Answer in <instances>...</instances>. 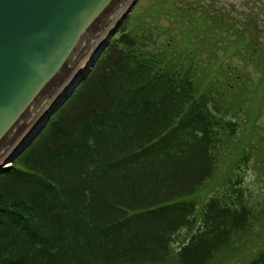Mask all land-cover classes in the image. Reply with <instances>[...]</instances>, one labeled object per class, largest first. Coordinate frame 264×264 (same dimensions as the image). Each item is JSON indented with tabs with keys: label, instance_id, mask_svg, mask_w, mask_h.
Returning a JSON list of instances; mask_svg holds the SVG:
<instances>
[{
	"label": "trees",
	"instance_id": "16d2710c",
	"mask_svg": "<svg viewBox=\"0 0 264 264\" xmlns=\"http://www.w3.org/2000/svg\"><path fill=\"white\" fill-rule=\"evenodd\" d=\"M146 14L0 172V264H264V207L242 187L252 159L264 167L260 29L222 23L234 39L181 48Z\"/></svg>",
	"mask_w": 264,
	"mask_h": 264
},
{
	"label": "water",
	"instance_id": "95a60500",
	"mask_svg": "<svg viewBox=\"0 0 264 264\" xmlns=\"http://www.w3.org/2000/svg\"><path fill=\"white\" fill-rule=\"evenodd\" d=\"M134 3L0 0V172L85 78Z\"/></svg>",
	"mask_w": 264,
	"mask_h": 264
},
{
	"label": "rangeland",
	"instance_id": "374dc122",
	"mask_svg": "<svg viewBox=\"0 0 264 264\" xmlns=\"http://www.w3.org/2000/svg\"><path fill=\"white\" fill-rule=\"evenodd\" d=\"M162 1H164V3L160 4ZM157 6L167 9L169 13L164 12L157 16ZM203 6L207 7V11L202 13L197 21L194 18L189 17L190 12L193 10L200 12V7ZM174 10L181 11L180 18L178 19L182 22L180 23V28L175 25V20L177 18L176 15L179 13H176ZM145 11H148V14L143 17L144 21L150 22L149 25L151 27L157 28V25L163 27L161 35L158 36V41H162L165 36L170 35L177 40V42L181 43L182 40L181 48L185 47L193 38L199 36V32L200 39L206 38V40L211 41L217 39V42L234 39V34L231 35L223 29L218 31L217 27L219 24L222 26V23L241 28L243 24L248 22L243 26L247 38L253 37L254 27L257 26V28L260 29V40L264 43V0H135V5L127 15L130 14V20L133 22V18L136 16H143ZM216 19L220 20V22L218 21L212 32L206 34L207 37H203L205 34L203 31H209V25H211L212 21L217 22ZM203 20L204 25L201 22ZM156 35L157 32L155 31L153 38H155ZM199 43L200 41H197V44ZM231 49H234V47ZM215 55H221L220 48H217ZM201 56L204 58L203 62H205L206 53L202 52ZM231 60L236 64H241L240 58L232 57ZM246 69L249 68L247 67ZM250 69L253 71L252 68ZM258 124L264 125V109L258 119ZM242 174V187L248 201L255 206L256 209L264 207V167H262L256 160L252 159L248 166L244 167ZM210 186L211 184L208 186L205 185L200 189L198 192L199 200L207 198L214 192L221 191V188L209 191ZM187 236L185 230L181 231L178 236V241L182 242ZM233 262L234 261H230L229 264H233Z\"/></svg>",
	"mask_w": 264,
	"mask_h": 264
},
{
	"label": "bare ground",
	"instance_id": "6f19581e",
	"mask_svg": "<svg viewBox=\"0 0 264 264\" xmlns=\"http://www.w3.org/2000/svg\"><path fill=\"white\" fill-rule=\"evenodd\" d=\"M88 62H89V61H86V62H84V63L80 66V68L78 69V71H77V73H76V76H77V75H81V74L84 73V71H85L86 68L88 67ZM72 82H74V80H72ZM72 82H71V83H66L67 85L64 86V87L62 88V90H61L62 93L56 98V101H57V100H60V99L62 98L61 95H63L65 92H67V90H68V88L71 86ZM54 103H55V102H54ZM35 124H36V123H35ZM33 130H34V129H31L30 132H29V134H28L27 136H30V134L33 133ZM13 151H14V149H13ZM14 152H15V151H14Z\"/></svg>",
	"mask_w": 264,
	"mask_h": 264
}]
</instances>
